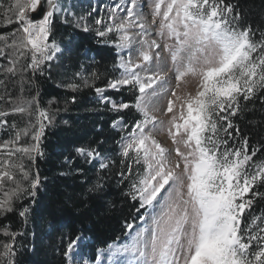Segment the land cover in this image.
<instances>
[{
  "label": "snow or ice",
  "instance_id": "1",
  "mask_svg": "<svg viewBox=\"0 0 264 264\" xmlns=\"http://www.w3.org/2000/svg\"><path fill=\"white\" fill-rule=\"evenodd\" d=\"M0 264H264V0H0Z\"/></svg>",
  "mask_w": 264,
  "mask_h": 264
}]
</instances>
